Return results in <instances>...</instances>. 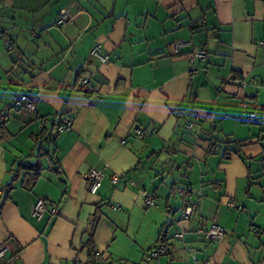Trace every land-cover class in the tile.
I'll use <instances>...</instances> for the list:
<instances>
[{
    "label": "crops",
    "instance_id": "crops-1",
    "mask_svg": "<svg viewBox=\"0 0 264 264\" xmlns=\"http://www.w3.org/2000/svg\"><path fill=\"white\" fill-rule=\"evenodd\" d=\"M63 10L72 23L59 27ZM176 42L187 43L181 57ZM198 50L207 57L190 66ZM20 94L36 112L12 109ZM7 113L0 264H101L96 252L105 264H146L161 234L159 264H264V0H0ZM65 117L71 129L57 133ZM91 170L103 173L95 195ZM38 199L57 216L33 218ZM187 205L197 217L181 221ZM213 221L221 242L198 234Z\"/></svg>",
    "mask_w": 264,
    "mask_h": 264
},
{
    "label": "built area",
    "instance_id": "built-area-1",
    "mask_svg": "<svg viewBox=\"0 0 264 264\" xmlns=\"http://www.w3.org/2000/svg\"><path fill=\"white\" fill-rule=\"evenodd\" d=\"M69 23H72V18L69 17V14L67 11L63 10L60 12L58 20L56 22V26L62 27ZM187 43L184 42H176L171 46L172 54L174 57H181L182 52L181 49L185 47ZM4 47L7 49V51L12 50V43L9 39L4 40ZM90 56L97 60L101 64H107L109 62V55L106 54L101 50L99 46H94L90 51ZM207 57V53L203 50H198L192 52L188 58V64L190 66H194L196 62H204ZM87 80H82L80 82L81 88H85L87 85ZM12 109H15L17 111H28V112H36L37 110V102L30 99L26 94H20L18 95L13 103H12ZM248 118H256L257 113L251 112L249 114H246ZM11 118V115L9 113L3 115L0 117V123H5L8 119ZM71 129V123L70 120L65 117L61 120L60 124L56 127L55 131L57 133L62 132H68ZM137 136L142 137V134L140 131H137ZM103 177V173L101 171L91 170L86 176V180L88 181V193L91 195H95L99 188L101 187V180ZM119 180L118 176H113L111 178V184L115 185ZM191 193V188L186 187L184 189H180L177 191V197L182 200L186 201ZM144 203L146 207L154 206L153 198L151 195L146 194L144 196ZM48 210L50 218H54L57 216V209L55 207H52L47 209L45 200L38 199L36 203L34 204L31 216L35 218L36 220H41L44 213ZM197 208L195 205H187L184 207L180 220L181 221H189L193 218L197 217ZM198 234L202 235L206 240L213 241V242H221L226 235V231L224 228L219 226L215 221H213L208 228L207 231L198 230ZM181 238V236H179ZM168 251L167 246L160 245L159 247L155 248L154 250L147 253L145 256V263L146 264H159V258L163 255H165ZM7 253V248L4 245H0V260H3L5 258V255ZM95 258L98 260L100 259L102 261L101 264H105L103 262L102 256L99 252H96L94 254ZM5 264H10L9 262H6ZM125 264V263H120Z\"/></svg>",
    "mask_w": 264,
    "mask_h": 264
},
{
    "label": "trees",
    "instance_id": "trees-1",
    "mask_svg": "<svg viewBox=\"0 0 264 264\" xmlns=\"http://www.w3.org/2000/svg\"><path fill=\"white\" fill-rule=\"evenodd\" d=\"M11 41V40H10ZM12 43V42H11ZM7 50V49H6ZM9 52V51H8ZM81 76H78L77 80H76V88H80L81 90H84V88H81L80 86V81H81ZM94 92H91V91H85V95L87 98H90L91 95H93ZM56 129V128H55ZM54 129H52L51 131H53ZM46 132H42L41 135H45ZM51 139V135H49L48 137L45 138L46 141H50ZM31 166V167H30ZM29 166V170L33 172V176L36 177L38 176V171H39V165H38V162L37 160L35 161V163L31 164ZM8 191L11 189V187H8L6 188ZM205 239V238H204ZM206 240V239H205ZM209 241V240H207ZM213 242V241H211ZM158 243H160V245H163V246H166V240H165V235L164 234H161L159 240H158ZM86 246L90 248L91 252H93V248H92V244H91V239L88 240V242L86 243Z\"/></svg>",
    "mask_w": 264,
    "mask_h": 264
}]
</instances>
